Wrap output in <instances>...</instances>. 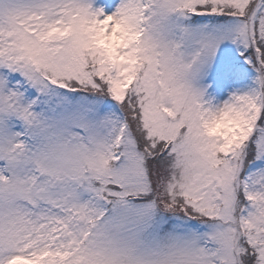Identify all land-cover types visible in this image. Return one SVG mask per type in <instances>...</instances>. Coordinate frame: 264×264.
<instances>
[{"label":"snow or ice","instance_id":"1","mask_svg":"<svg viewBox=\"0 0 264 264\" xmlns=\"http://www.w3.org/2000/svg\"><path fill=\"white\" fill-rule=\"evenodd\" d=\"M0 264H264V0H0Z\"/></svg>","mask_w":264,"mask_h":264}]
</instances>
